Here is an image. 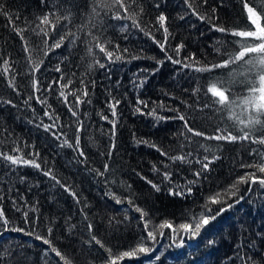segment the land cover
Returning a JSON list of instances; mask_svg holds the SVG:
<instances>
[{"label":"trees","instance_id":"1","mask_svg":"<svg viewBox=\"0 0 264 264\" xmlns=\"http://www.w3.org/2000/svg\"><path fill=\"white\" fill-rule=\"evenodd\" d=\"M112 3L0 0V210L8 220L7 230L0 221V264H110L141 240L152 251L116 264H264V185L232 187L248 173L264 177V116L244 128L248 140L231 116L247 120L243 99L258 73L244 61L255 54L211 68L240 50L242 38L230 33L253 30L247 9L241 0H123L127 12L104 6ZM244 3L264 18V0ZM219 82L227 107L208 92ZM228 132L238 139L209 138ZM217 193L222 204L210 203ZM206 205L224 211L195 238L185 235L179 225L194 228ZM165 221L179 235L159 229Z\"/></svg>","mask_w":264,"mask_h":264},{"label":"snow or ice","instance_id":"2","mask_svg":"<svg viewBox=\"0 0 264 264\" xmlns=\"http://www.w3.org/2000/svg\"><path fill=\"white\" fill-rule=\"evenodd\" d=\"M253 2H255V0H253ZM241 3L244 4L245 8L247 9L246 20L249 22L247 27L252 28L253 30L234 31V32L230 33L234 37L242 38L240 41V50L235 55L230 56L229 59L223 61L222 64H214L211 66V68L227 67L229 64H234V63H237L239 61L244 60V58L246 56H250V54H255L254 57H251L248 60L244 61L248 65H253V67H255L257 69V73H258L257 81L251 84V86L248 89V95L243 99L244 110L246 112H248L247 120L240 119L239 117H236L234 112L231 113V116L235 117V119L238 120L239 124L244 126L243 128L240 129V131L243 134L239 138L242 140H248V139H250V137H249L248 133L244 131V128H250L254 125H260L261 124L260 117L264 116V23H262V19H264V18H262L257 13L255 8L249 7L247 4H245L244 0H241ZM116 5H119L120 8H123V10L125 12H127V8L124 6L123 0H113L112 4L104 5V6L105 7H113ZM259 7L261 8V11H264V6H259ZM0 10H2V9H0ZM116 18L119 19L120 16L118 15ZM201 19H203V17H201ZM158 20L160 21L161 24H163V22L166 20V17L161 14L158 17ZM49 23H50V21H49L48 16H44L42 21H41V24L47 25ZM52 27L54 28L55 25H52ZM217 30L220 32L226 31L224 28H219ZM164 33H165V37H167V28H164ZM40 34H43L45 37L47 36V32L42 27L40 28V31L37 33V35H40ZM94 39H96V38L94 37ZM62 43H63V37L60 38L59 42L53 44L52 48H59ZM44 44L47 47V40L46 39L44 40ZM96 46L99 48V50L101 52L105 51L103 44L97 43ZM160 47H161V49H163L164 44H160ZM182 47H183V45H178L176 51L178 52L179 49ZM25 51H27V48L25 49ZM89 51H91V49H89ZM45 55H47V52H45ZM107 57L109 60H111L112 59V53L107 52ZM120 58L121 57H119V56L116 57L117 60ZM174 62L177 64L181 63L179 60H176ZM97 63L99 64V61H97ZM4 64H5L4 72L7 73L8 72V67H7L8 62L5 61ZM99 67L103 68V67H105V65L99 64ZM183 67L189 68L190 65L184 64ZM211 68H199V69H194V70L203 72V71H210ZM34 69L36 71H38L39 65L38 64L34 65ZM57 71H60V70L57 69ZM33 84L35 87V85L38 84V81L34 80ZM70 84H71V81L69 80L66 85H62V86L66 87ZM208 92H210L211 95L216 98L215 103H217L221 106H225V107L230 105L231 101L229 100V96H228L227 91L225 90L222 82L213 83L212 86L208 89ZM59 95L61 97H63L65 101H67V96L65 95V93L63 91H61L59 93ZM83 95L87 96V92L85 91L83 93ZM75 100H76L77 104L83 103V101H81L79 95L75 96ZM8 103H11V101H8ZM116 103H119V101H116ZM115 107H116V104L111 105V111H112L113 116H115ZM45 115H48V113L46 112ZM72 115L75 116L76 112L73 111ZM105 119H107V117H105ZM179 119H181L182 121L185 120V118L183 116H180ZM114 124H115V122L113 121V126H114ZM185 124H187V121H185ZM45 127L49 128L50 126L45 125ZM51 127H55V125L53 124ZM77 131H80V128H77ZM189 131H191V129H189ZM217 131L219 133V129ZM53 134L55 135V133H53ZM194 134L195 135H203L202 133H199V132H196ZM209 138L210 139L214 138L216 140H227V141H236L238 139V137L232 135L231 132H228L227 134H224V135L217 134L214 137H209ZM253 142H256V141H253ZM76 143L77 144L79 143V139H77ZM259 143L264 144V139L260 140ZM80 154L83 155V152H81ZM0 155H3V154H0ZM4 159L9 161L13 165H32L33 167L40 168V165L35 163L34 160L24 159L22 157H16L13 155H5ZM172 159L173 160H177V159L184 160L185 158L183 156H179V157H172ZM203 167L205 169H207L208 164L207 163L203 164ZM247 167H252V165H248ZM105 168L107 169V165H105ZM258 171L260 173H264V164L259 165ZM47 174H49V173H46V175ZM98 174L102 175V173H98ZM195 175L199 176L200 173H196ZM165 176L167 177V173H165ZM53 179H55V178L53 177ZM249 182H251L252 184H255L258 182L259 184L264 185V177H258L255 173H248L244 176H241L237 180L236 184H234L232 187L236 188L237 184L249 183ZM190 183H193V182H190ZM153 187H155V185H153ZM190 190L191 189L189 188V191ZM176 194H181V193H176ZM231 195H235V192H231ZM208 200L212 204H222V200L220 199L219 193H217L214 196H210L208 198ZM117 202H119V201H117ZM205 207H206V210L208 213L207 215L205 213H201L199 219H197V217L191 218L195 223L194 228H193L192 223H185V224L179 225V229L183 230L185 235H189L191 238H195L196 236L199 235L201 229L209 224L210 219L214 220L216 215H218V214H220V212L224 211V208L221 207L215 214H212L211 210L207 208V205ZM228 207H232V205L229 204ZM137 211H141V210L137 209ZM0 221H2L3 225L5 226V229L7 230L6 226L8 224V220L6 217L3 216L2 210H0ZM144 227H145V229L148 228L147 222H145ZM158 227L161 230L165 229V228L172 229L174 234L179 235V232H177V230L173 228L172 223L169 221H165L164 223L160 224ZM15 230L21 231V232L24 231L23 229H15ZM50 231H51V229H49V232ZM161 235H163L162 231H161ZM37 238L43 239L42 237H37ZM147 238L152 240L153 242H155L156 236L154 234V231H147ZM44 242L50 243L47 240H45ZM97 243H99V241H97ZM183 243H184V241H183V239H181L180 240V246H183ZM52 251L56 252L57 256H61L60 252L57 251L55 248H53ZM150 251H152V249L145 247L144 246V240H141L140 243L136 246V248L134 250L125 251L123 253H120L119 255H117L116 257H114L110 261V264H116L117 260H123L125 257H129V258L135 257L137 255V253H148ZM61 259H63V257H61ZM157 259H159V257H157Z\"/></svg>","mask_w":264,"mask_h":264},{"label":"rangeland","instance_id":"3","mask_svg":"<svg viewBox=\"0 0 264 264\" xmlns=\"http://www.w3.org/2000/svg\"><path fill=\"white\" fill-rule=\"evenodd\" d=\"M249 7H251V6H249ZM258 13V12H257ZM259 14V13H258Z\"/></svg>","mask_w":264,"mask_h":264}]
</instances>
